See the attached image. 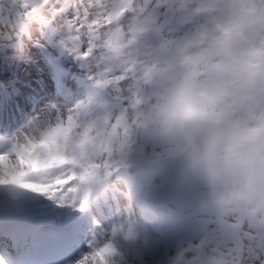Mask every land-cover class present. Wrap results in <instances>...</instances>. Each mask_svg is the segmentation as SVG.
Instances as JSON below:
<instances>
[{
	"label": "clouds",
	"instance_id": "1",
	"mask_svg": "<svg viewBox=\"0 0 264 264\" xmlns=\"http://www.w3.org/2000/svg\"><path fill=\"white\" fill-rule=\"evenodd\" d=\"M185 10L193 23L175 40L141 44L158 30L150 13L118 27L102 54L130 77L126 103L66 110L0 142V187L28 189L65 170L89 195L136 154L141 166L123 181L131 204L163 161L198 191L205 224L230 238L184 264H252L249 246L264 252V0H188ZM106 244L105 264H123L111 235L94 246Z\"/></svg>",
	"mask_w": 264,
	"mask_h": 264
},
{
	"label": "rangeland",
	"instance_id": "2",
	"mask_svg": "<svg viewBox=\"0 0 264 264\" xmlns=\"http://www.w3.org/2000/svg\"><path fill=\"white\" fill-rule=\"evenodd\" d=\"M141 0H131V7L134 10L141 9ZM154 4L160 3L161 0H152ZM7 7L9 0H0ZM188 0H174V9L177 10L174 25L170 28L165 26V19L161 15L155 24L158 26V30L150 32L141 38V44L143 46L152 45L155 42L150 41L148 37L160 34L165 37L166 40H175L183 35L187 31L191 24L192 19L186 12ZM147 13L151 14L150 11ZM71 18V17H69ZM134 19L133 13H129L121 20L122 26H128ZM38 37L36 31L32 32V36ZM50 37L54 40V43L60 47L56 48L50 45L48 39H41L38 44L33 47L28 46L30 39L28 36L21 34V36L11 42L8 48H4L1 51L6 53L5 60L8 61V65L16 69L18 72L7 70L1 73L0 84H3L6 88L5 93L9 94L10 88L17 90V95L14 98L13 105L9 104V114L13 115V121L22 123L24 118H29L32 115L42 116L41 120H52L56 118L58 113L79 108L81 105L78 99H70L69 97H60L52 89L51 84V70L50 65L54 60H59L66 64L69 75L74 80H79L82 83L96 84L99 83L97 79V67L94 59L88 61L81 60L76 54L70 52L62 43L64 39L62 34H52ZM17 43V44H16ZM12 74H17L19 79L14 81L11 77ZM23 80L20 82L21 79ZM22 83V85H21ZM100 84V83H99ZM32 87L36 90V93L29 91L28 87ZM127 87V83L123 85ZM112 91L114 89L110 86H106ZM21 89H26L21 96ZM56 97L61 100H56ZM45 100H50L48 104ZM126 103L125 100H123ZM42 122V121H41ZM40 122V123H41ZM152 178L150 181L148 195L146 198L148 202L160 203L164 205V213L171 208L166 203V196L170 193L173 197L182 200L183 207L176 211L178 220L180 217H186L190 223L187 224L189 229H193L197 226L205 225L202 213L199 211L198 206V191L195 187H190L180 175L170 168L166 163L155 164L151 167ZM112 180H108L106 183H112ZM105 181H101L98 185L103 186ZM114 185V183H112ZM127 204V202H126ZM206 226V225H205ZM111 228L107 231L106 235H112ZM114 232V231H113ZM112 232V233H113ZM132 245L128 244L131 250L128 251L125 248L122 250L125 254L122 256L123 262L128 264H172V261L177 254L187 248L184 246L174 247L169 242H162V240L150 230H142L131 232Z\"/></svg>",
	"mask_w": 264,
	"mask_h": 264
},
{
	"label": "snow or ice",
	"instance_id": "3",
	"mask_svg": "<svg viewBox=\"0 0 264 264\" xmlns=\"http://www.w3.org/2000/svg\"><path fill=\"white\" fill-rule=\"evenodd\" d=\"M159 7V3L153 5L154 9ZM43 12L47 15H41ZM130 12L135 20L148 14L147 9L134 10L131 0H9L7 7L0 3V50L10 46L21 34L32 38V32L36 31L38 37L33 42L37 44L52 34H62V43L70 52L84 61L95 60L98 82L102 86L112 87L119 98L126 100L130 77L110 67L111 61L102 54V50L109 47V37L121 26L123 17ZM124 82L127 83L126 88L123 86ZM75 179L65 170H56L44 183H26L21 186L46 195L61 205L83 210L88 194L85 192L81 195ZM206 226L200 243L180 251L172 264H184L186 258L196 257L203 251L222 248L230 243L229 235L222 224L209 222ZM130 236L129 228L126 238ZM94 245L91 246L89 256L81 258L78 264H85V259L89 258L93 260V264L97 259L100 264H105L104 257L111 255L112 245ZM246 255L252 264H264V252L260 248L250 245Z\"/></svg>",
	"mask_w": 264,
	"mask_h": 264
},
{
	"label": "bare ground",
	"instance_id": "4",
	"mask_svg": "<svg viewBox=\"0 0 264 264\" xmlns=\"http://www.w3.org/2000/svg\"><path fill=\"white\" fill-rule=\"evenodd\" d=\"M37 37L35 36V35H33L32 36V38L30 39V43H28V46H30V47H33V46H35L37 43H34L33 42V40L34 39H36ZM5 54H7V52L6 53H3L1 50H0V77H1V73L2 72H6L7 70H11V71H14V73H17L18 74V72L17 71H15L16 69H13V67H11L10 65H8V61L7 60H5V57H6V55ZM17 74H12L14 77H11V79L13 80L14 79V81H16V80H18L19 79V76L17 75ZM21 79V78H20ZM56 80V82H57V84H59L60 86H64V88L65 89H67L68 91H70V89H72L73 88V90H74V88H75V85H74V80L70 77V75H68V72L66 71V69L63 71V73L62 74H60V76L57 78V79H55ZM23 80L21 79L20 80V82H22ZM21 85H22V83H21ZM53 88V87H52ZM28 90L29 91H33V92H35L36 93V90H34L32 87H28ZM28 90H26V89H21V96L23 95V93L25 92V91H28ZM10 91V90H9ZM2 91L0 92V98H1V100H0V106H2L3 104H4V100H3V98H2ZM56 100H61V99H59V98H57L56 97ZM50 102V100H45V103L46 104H48ZM6 103H8V102H6ZM74 109H76V108H74ZM3 118L5 119V121L7 122L8 121V117L6 118L5 116H3ZM41 118H43L42 116H36V115H32V116H30L29 118H23V121H24V124H23V129L18 133V135L19 134H21V133H23V132H26L30 127H32L33 125H36V124H39L41 121H43V120H41ZM29 192H34V191H31V190H29ZM38 193V192H37ZM49 201H51V202H53V204H51V205H49L47 208H40V210L41 211H44L46 214L44 215L45 217H47V215H48V213H49V211L51 210V209H59V210H62V211H66V209H68L67 210V215H69V214H72L71 212L73 211V210H75V209H77V207H69V206H67V205H61L59 202H57L56 200H53V199H49L46 195H43V194H41V193H38V199H37V201H35V203L38 205V204H40V205H42V206H44L47 202H49ZM39 210V211H40ZM39 211H38V213H39ZM41 211H40V214H41ZM37 213V214H38ZM43 215V214H42ZM116 246H117V248L120 250V252H121V255L123 256L125 253L124 252H122V250L125 248V250L127 249L128 251H130L131 250V248L130 247H127V245L126 244H121V243H116V242H114V241H112ZM125 245V246H124ZM74 256H72L71 254H68V255H66V260H67V262H69L70 264H74V258H73ZM0 264H3V263H1L0 262ZM128 264H131V263H129L128 262Z\"/></svg>",
	"mask_w": 264,
	"mask_h": 264
}]
</instances>
